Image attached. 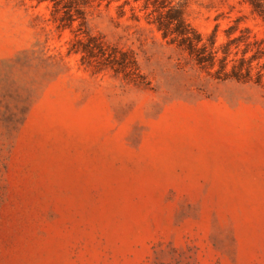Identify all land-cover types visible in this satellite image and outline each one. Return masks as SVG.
I'll return each mask as SVG.
<instances>
[{"label":"rangeland","instance_id":"obj_1","mask_svg":"<svg viewBox=\"0 0 264 264\" xmlns=\"http://www.w3.org/2000/svg\"><path fill=\"white\" fill-rule=\"evenodd\" d=\"M121 1L86 26L140 84L68 53L46 2L0 0V264H264V86L206 74ZM179 1L217 44L236 17L264 29L245 0Z\"/></svg>","mask_w":264,"mask_h":264},{"label":"trees","instance_id":"obj_2","mask_svg":"<svg viewBox=\"0 0 264 264\" xmlns=\"http://www.w3.org/2000/svg\"><path fill=\"white\" fill-rule=\"evenodd\" d=\"M49 5L51 21L56 28H69L72 38L68 53H79L81 63L94 64L96 69H111L127 82L140 84L144 76L133 53L113 45L86 26V10L92 4L119 0H34ZM140 3L145 19L152 24L168 43L175 45L201 71L217 80L253 82L264 86V29L257 35L247 25L239 26L240 18L224 29V40L216 43L217 24L204 34L192 26L185 17L184 5L179 0H122L117 4L119 14L130 2ZM250 11L264 26V0H245ZM129 8L133 10L130 4ZM131 17L136 18L132 13ZM75 24V26H73Z\"/></svg>","mask_w":264,"mask_h":264}]
</instances>
